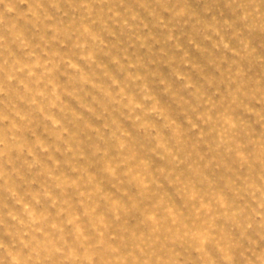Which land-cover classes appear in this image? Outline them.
<instances>
[{
    "label": "rangeland",
    "instance_id": "374dc122",
    "mask_svg": "<svg viewBox=\"0 0 264 264\" xmlns=\"http://www.w3.org/2000/svg\"><path fill=\"white\" fill-rule=\"evenodd\" d=\"M84 25L97 37L89 40L94 61H79L80 72L60 65L51 77L65 93L58 109L45 105L68 129L66 136H58L60 130L28 103L20 83L31 85L26 72L16 73L12 81L8 76L17 66L13 61L31 63L27 52L39 53L54 36L67 42L61 52L76 59L80 52L74 38L81 36ZM82 38L88 39L86 34ZM0 89V264H13L10 251L23 264H261L264 0H0ZM129 99L142 103L143 110H134ZM153 104L162 114L147 111ZM208 111L213 121L196 119ZM223 114L239 125L227 142L217 135ZM13 119L20 125L18 132L11 130ZM175 126L182 133L179 142L172 133ZM152 129L182 155L183 166L157 155ZM120 133L126 134L124 152L117 143ZM12 135L17 138L11 140ZM68 144L72 153L66 151ZM124 155L146 160L160 182L158 191L186 215L187 202L170 183L169 173L181 174L205 197L223 195L229 207L209 221L213 238L203 253L195 252V242L187 238L164 230L153 233L143 213L131 207L138 201L149 209L154 198L140 196L134 183L118 184L105 173L106 160L117 162ZM85 170L102 189L91 197L80 195L92 188L86 185ZM49 172L60 180L50 179ZM74 179L79 187L70 186ZM45 191L56 197V206L44 197ZM18 200L47 213L64 231L44 225L47 235L33 231L24 237L25 247L20 239L26 227L12 219L15 215L27 222ZM112 200L128 211L114 208ZM59 207L80 214L87 241L76 239L67 213L57 215ZM85 207L95 213L85 216ZM98 217L107 225L103 235L93 228Z\"/></svg>",
    "mask_w": 264,
    "mask_h": 264
},
{
    "label": "clouds",
    "instance_id": "9594fccd",
    "mask_svg": "<svg viewBox=\"0 0 264 264\" xmlns=\"http://www.w3.org/2000/svg\"><path fill=\"white\" fill-rule=\"evenodd\" d=\"M87 35L88 39L82 38L84 35ZM97 37L91 33L87 25H84L81 29V36L74 38V45L79 50L80 54L76 59H73L71 56L65 55L61 52L60 49L67 47V42L58 36H54L51 41H45V45L40 49V52L37 53L35 50H30L27 52V55L31 58V63L21 64L19 61H13L14 67L12 74L8 76V80L12 81L16 79V73L26 72L27 77L31 79L32 83L29 85L24 81H20L21 85L24 87L25 91L29 94L30 99L28 103L35 105L38 111L44 116L46 120L51 123V126L60 131L57 133L58 136H66L68 134V129L62 125V122L55 117V115L50 114L45 111V105L52 109H58L59 105L63 101L65 93L61 88L51 79L52 74L60 65H66L68 69L74 72H80L82 65L79 61H94V56L92 51L89 49V40L95 41ZM53 45H59V47H54ZM28 45L25 44V48ZM0 91H3L0 89ZM144 100H150L151 97L145 96ZM128 103L132 106L134 110H143L144 106L142 103L135 100H128ZM205 103H209L208 100H205ZM148 112H157L162 110L153 104L148 110ZM15 116L19 120H25L26 116L21 115L20 113H15ZM163 118V116H162ZM7 119V118H4ZM197 120H207L213 121L214 116L211 111L197 114ZM136 120L140 121V115L136 116ZM191 122V121H190ZM11 130L18 132L20 130V125L17 123V120L13 119L10 122ZM170 126L175 125V121H169ZM144 126V123H141V127ZM198 125L193 124V129H198ZM238 122L230 115L223 114L221 117V123L217 126V135L220 137L221 142H227L232 138L238 129ZM172 133L176 136L177 142H179L182 133L179 129V126L172 127ZM152 134L156 139L155 148L159 151L157 155L161 158L168 157L172 161H175L178 166L184 165V158L181 154L177 152L175 147L171 145L166 139L160 136V133L152 129ZM126 134L120 133L117 136V143L121 152L127 148V141L123 138ZM17 137L12 135L11 140H15ZM2 143V141H0ZM38 146L43 151H47V146L42 141H37ZM66 151L69 153L73 152L71 144H68ZM238 155L244 159V154L238 153ZM83 159V157H81ZM58 163V162H57ZM76 171V169H73ZM104 171L105 173L115 180L118 184H123L125 180L129 183L135 184V190L140 196L150 195L154 198L152 207L149 209H142L138 201H133L131 207L139 209L146 221L152 226L153 233H158L161 230L172 232L178 239H189L195 242L194 251L197 253H203L205 251V245L207 244L210 238H213V232L211 231L212 225L210 220L213 218L215 213H218L219 210H227L229 205L223 195L216 194L214 196L205 197L200 194L196 186L193 185L189 180L182 177L181 174L169 173L171 177L170 183H174L178 186L180 193L183 195L184 199L187 202V206L190 210L189 214H185L183 210L178 208L176 204L167 199L166 196L159 192L160 182L157 181L152 173L148 169L147 161L144 159H138L135 156L124 155L122 158L113 162L112 160H106L104 162ZM86 175V185H92V188L89 191H80V195L83 197H91L93 194L100 192L102 189L100 185L95 184L94 174L89 170H85ZM50 179L54 181H59L60 177L53 175L49 172ZM60 185L57 184V187ZM70 186L79 187L77 180H72ZM115 187V185H113ZM12 195H16L15 192H12ZM123 195H127V191H123ZM44 197L50 199L53 206H56L59 202L56 197L50 191L44 192ZM33 200L36 204L40 203L39 197L34 196ZM17 203L23 205L24 212L27 216V222L23 219H19L17 216L12 215L13 220H17L21 225H25L26 230L21 236L20 242L28 246V242L24 239L26 236H30L31 233L37 232L47 235L44 231V225H47L48 228L63 232V227L58 224L54 219H51L47 213L38 212L36 208L33 207L31 203L24 202L23 200H18ZM83 204V201L81 202ZM112 205L114 208L122 212H127L128 207L124 204H121L119 200H112ZM67 213V224L74 226V232L76 239L78 241H87L89 239L88 235L85 232V228L79 223L80 214H71L68 212V209L65 207H59L57 210V215ZM95 213V208H84L85 216H92ZM207 217L208 220L203 219ZM98 223L93 225L94 230L99 235H103L101 229L106 228L107 225L102 217L97 218ZM199 221V223H197ZM35 239V237H32ZM43 244V241L38 242ZM57 252L62 250L59 247H56ZM35 251V249H33ZM220 251L224 252L225 258L230 259V252L220 246ZM11 257L13 264H23V261L18 255L13 254L11 251L8 253ZM257 259L261 261V264H264V253H261L257 256Z\"/></svg>",
    "mask_w": 264,
    "mask_h": 264
}]
</instances>
